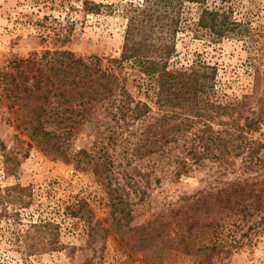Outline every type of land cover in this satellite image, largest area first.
Returning <instances> with one entry per match:
<instances>
[{
	"label": "trees",
	"instance_id": "trees-1",
	"mask_svg": "<svg viewBox=\"0 0 264 264\" xmlns=\"http://www.w3.org/2000/svg\"><path fill=\"white\" fill-rule=\"evenodd\" d=\"M28 2L48 9L58 6L57 0ZM230 3L134 0L126 4L121 55L108 59L105 68L97 57L83 59L68 51L47 50L40 57L15 58L0 72V104L10 110L16 128L44 155L90 171L118 214L114 233L121 245L150 262L173 252L189 256L194 264H213L221 254L222 240L216 230H205L211 225L207 221L234 219L244 223L257 218L259 223L248 231L264 227V88L260 90L264 61L253 66L251 92L228 103H222L214 92L215 67L203 61L187 68L170 67L177 37L186 30L214 43L250 36L247 27L232 19ZM209 4L212 8L207 7ZM101 7L84 0L81 10L85 15H95ZM192 7L199 10L196 19L190 14ZM36 23L43 26L42 21ZM42 38L52 45L68 41L62 34L48 33ZM124 66L149 83L146 90L153 92L155 117L148 103L127 91ZM85 126L103 129L95 135L99 147L93 154L74 152L71 147ZM120 136L124 143L131 144L124 147L131 157H161L174 165L177 178L205 162L223 173L238 170L239 176L215 191L200 193L185 211L172 210L147 225L131 228L128 193L113 181V160L106 150L109 142L115 146V138ZM6 191L12 194L1 197L3 205L31 200L29 188L15 185ZM64 212L85 222L90 231L97 226L92 224L84 202L67 206ZM29 229L22 235L26 241L46 245L49 241L50 245L49 238L55 234L53 251L63 249L60 226L55 221L40 219ZM206 234L214 236L205 243L201 238Z\"/></svg>",
	"mask_w": 264,
	"mask_h": 264
},
{
	"label": "rangeland",
	"instance_id": "rangeland-1",
	"mask_svg": "<svg viewBox=\"0 0 264 264\" xmlns=\"http://www.w3.org/2000/svg\"><path fill=\"white\" fill-rule=\"evenodd\" d=\"M28 1L0 0V72L15 58L34 54L40 57L47 50L68 51L83 59L97 57L104 68L108 59L120 57L126 4L134 0H87L102 6L95 15L82 12L84 0H57L59 7L54 9L44 5L34 7ZM60 1L63 4H58ZM207 7L212 8L210 4ZM229 8L232 19L247 27L250 36L214 43L186 30L178 35L176 55L170 62L172 69L187 68L196 61L215 67L214 92L222 103L249 94L254 82L253 66L264 61V0H231ZM198 12L197 7H192L193 19ZM37 21H42L43 26ZM48 33L65 35L68 41L52 45L50 40L42 38ZM123 78L127 91L137 100L148 103L152 107L151 116L155 117L157 111L151 104L153 92L146 90L149 83L140 80L127 66H124ZM263 88L261 81L260 90ZM102 131L83 127L72 141L73 151L93 154L99 147L95 135ZM123 143L121 136L117 137L115 146L109 142L106 150L113 160V181L128 193L131 228L147 225L172 210L185 211L200 193L215 191L239 176L238 170L223 173L216 165L205 162L192 168L187 176L177 178L173 164L161 157L158 160L156 155L134 159L124 151L131 144ZM15 185L29 188L31 200L15 206L3 205L1 197L11 195L6 189ZM79 202L88 206L92 224L97 225L93 231L85 222L64 212L65 207ZM117 215L108 193L90 171L41 153L16 128L10 110L0 104V264H194L189 256L173 252L150 262L124 248L114 233ZM40 219L53 220L60 226L62 250L53 251L55 234L49 238L50 245L49 241L46 245V242L26 241L22 237ZM208 223L211 225L205 230H216L222 240L221 254L213 264H264V227L248 231L259 219ZM203 236L201 240L206 243L214 235Z\"/></svg>",
	"mask_w": 264,
	"mask_h": 264
}]
</instances>
